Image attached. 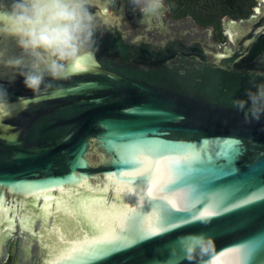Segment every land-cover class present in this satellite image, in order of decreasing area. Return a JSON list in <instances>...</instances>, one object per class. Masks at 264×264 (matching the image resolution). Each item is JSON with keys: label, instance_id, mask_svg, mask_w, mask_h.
<instances>
[{"label": "water", "instance_id": "obj_1", "mask_svg": "<svg viewBox=\"0 0 264 264\" xmlns=\"http://www.w3.org/2000/svg\"><path fill=\"white\" fill-rule=\"evenodd\" d=\"M97 4L100 47L38 99L0 64L12 101L0 118V264L14 237L32 259L21 264H264V116L246 120L233 106L264 80L256 75L264 73V0L248 18L224 21L223 47L190 18L165 19L166 4L143 21L130 0ZM5 47L4 59L23 55L12 39ZM233 144L230 159L213 154ZM146 147L166 155L153 161ZM126 150L148 162L132 172ZM194 152L202 163L185 170L196 188L178 179L168 194L171 211L186 218L151 236L171 179L160 173ZM150 169L156 178L138 191L130 177ZM221 196L226 208L196 219ZM190 235L210 239L208 253L187 259L181 241Z\"/></svg>", "mask_w": 264, "mask_h": 264}, {"label": "clouds", "instance_id": "obj_2", "mask_svg": "<svg viewBox=\"0 0 264 264\" xmlns=\"http://www.w3.org/2000/svg\"><path fill=\"white\" fill-rule=\"evenodd\" d=\"M130 2L143 14L141 21L163 7L162 0ZM93 5H98L97 0H0V64L22 77L25 89L38 99L50 81L81 70L86 49L100 47L103 21ZM9 39L23 55L4 59ZM256 75L264 77L261 72ZM245 96L235 99L233 106L244 111L246 120H259L264 116V80L253 81ZM11 104L7 88L0 85V118L10 115ZM181 243L189 260L212 247V241L203 235L184 237Z\"/></svg>", "mask_w": 264, "mask_h": 264}, {"label": "snow or ice", "instance_id": "obj_3", "mask_svg": "<svg viewBox=\"0 0 264 264\" xmlns=\"http://www.w3.org/2000/svg\"><path fill=\"white\" fill-rule=\"evenodd\" d=\"M84 67L82 64L81 69ZM143 153L150 158L151 160L155 161L159 159L160 157H163L166 155V151L163 148H155V147H146L143 150ZM238 151V146L233 145H227L224 147H219L214 151V155H220L221 157L225 159H230L236 152ZM141 155V150H126L123 154V163L125 166L131 170L132 172H136L139 169L143 168L144 165L148 162L147 159H139L138 157ZM191 160L193 162H196L198 164L202 163L201 161V153L194 152L191 157L185 156V165L181 168H177L176 166L169 165L167 172H161L160 176L163 177L164 175L171 176V179L169 181V184L163 186L161 188L162 195L158 197V199L162 202V207L159 209L160 212V220L157 223L156 226L152 227L148 230V234L151 236H157L161 231H163L168 226H174L175 221L177 219H183L185 217H177L172 211L171 208L168 206L170 204L168 194L172 193L176 190L172 189V185H174L178 179L184 180L186 183L189 191H193L197 184L199 183L198 178H193L189 173H187L186 166L187 162ZM155 167V165H153ZM196 171H202L200 167L197 168ZM135 181V184L138 186L137 190L141 191L143 188L147 187V185L153 181L156 177L154 176L152 170L150 169L148 173H141L139 178H136L135 176L130 177ZM188 192H186V197L188 196ZM228 197L221 196L217 199L215 202V208H210L205 210L203 213L198 215L196 217L197 220L206 221L207 218H210L212 216L218 215L219 212L215 209H224L227 207ZM185 213H187V209L184 210ZM133 239H141L142 236H144V232L139 233H133L131 234ZM146 238V237H145Z\"/></svg>", "mask_w": 264, "mask_h": 264}, {"label": "trees", "instance_id": "obj_4", "mask_svg": "<svg viewBox=\"0 0 264 264\" xmlns=\"http://www.w3.org/2000/svg\"><path fill=\"white\" fill-rule=\"evenodd\" d=\"M173 20L192 19L201 28H210L214 38L224 41L222 24L225 20L248 18L258 0H163Z\"/></svg>", "mask_w": 264, "mask_h": 264}, {"label": "flooded vegetation", "instance_id": "obj_5", "mask_svg": "<svg viewBox=\"0 0 264 264\" xmlns=\"http://www.w3.org/2000/svg\"><path fill=\"white\" fill-rule=\"evenodd\" d=\"M162 2H163V4L165 5L166 3L162 0ZM139 10V9H138ZM166 11H167V13H165V15H164V18L165 19H169V20H173L172 18H171V16H170V11H169V9L167 10L166 9ZM169 11V12H168ZM136 15H142V13H137ZM135 16V15H134ZM183 20V19H182ZM173 21H175V20H173ZM176 21H179V20H176ZM196 26L198 27V28H200V29H210V28H201L200 26H198L197 24H196ZM228 26H227V24H224V22H223V24H222V29H223V35H224V37H225V40L224 41H218V40H216L215 38H214V35H213V32H212V40H213V42L215 43V44H217V45H219L220 47H223V46H226V45H228L229 44V40H228V35H227V33H226V28H227ZM211 30V29H210ZM212 31V30H211ZM24 210H25V208H24ZM13 246V248H14V250H13V253H12V255H11V247ZM33 248H35L34 246H33ZM33 254H35L33 251L31 252V255H33ZM21 257L22 258H24V259H26L28 262H30L31 263V258L30 257H28L27 256V251H21V249H20V245H19V241H18V239H17V237H14L13 239H12V241H11V243H10V245H9V248H8V257H7V259L4 261V263L3 264H21ZM34 257V256H33Z\"/></svg>", "mask_w": 264, "mask_h": 264}, {"label": "rangeland", "instance_id": "obj_6", "mask_svg": "<svg viewBox=\"0 0 264 264\" xmlns=\"http://www.w3.org/2000/svg\"><path fill=\"white\" fill-rule=\"evenodd\" d=\"M136 10H137V13H141V12H139L138 8H137ZM13 250H14V248H13V246H12V247H11V255H12V253H13Z\"/></svg>", "mask_w": 264, "mask_h": 264}]
</instances>
